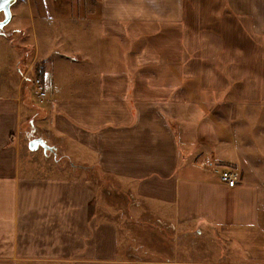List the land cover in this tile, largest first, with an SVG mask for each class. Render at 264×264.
<instances>
[{"label": "crops", "instance_id": "crops-1", "mask_svg": "<svg viewBox=\"0 0 264 264\" xmlns=\"http://www.w3.org/2000/svg\"><path fill=\"white\" fill-rule=\"evenodd\" d=\"M9 12L0 264H171L172 243L139 234L146 219L212 229L230 264H264V0H13ZM35 128L60 154L28 147Z\"/></svg>", "mask_w": 264, "mask_h": 264}, {"label": "rangeland", "instance_id": "rangeland-1", "mask_svg": "<svg viewBox=\"0 0 264 264\" xmlns=\"http://www.w3.org/2000/svg\"><path fill=\"white\" fill-rule=\"evenodd\" d=\"M5 17L6 14L1 10L0 21ZM10 23L11 22L8 21L4 26H0V33H3V28L4 30L8 29ZM0 37H2V35H0ZM18 52L9 45L6 38H0V83H9L11 81V72L9 70L10 61L16 57ZM14 62H16V60ZM12 70L14 69L12 68ZM25 93H27V91ZM244 119V116H242L240 122L243 123ZM39 131L43 132V130L39 128L33 129L32 135L30 136H35V133L37 134ZM257 146V152L260 154L258 157H263L264 154L261 153V145L258 144ZM38 150L41 151V148ZM108 190L112 191V187L110 186ZM125 202V208H127L130 201L127 198ZM112 203L113 205L110 206L122 209L121 201L118 199H114ZM141 224H144V227H141L138 231L141 236L152 240L163 237L166 243L165 245L172 243L173 249L176 250V252L173 254L175 256L170 262L171 264H230V262H228L229 254L223 249V239L212 229L211 231L202 228L197 230L191 225L172 227L171 225L159 223L155 220L153 221V219H146L144 222H141ZM132 244H135V249L141 248L136 242ZM130 246L131 247H128L127 245L126 247L127 255L133 250L131 249L133 245ZM134 253H136L135 250L133 251V254ZM158 256L161 259H165L166 255L164 254V250L158 253ZM141 258L147 257L141 255Z\"/></svg>", "mask_w": 264, "mask_h": 264}, {"label": "built area", "instance_id": "built-area-1", "mask_svg": "<svg viewBox=\"0 0 264 264\" xmlns=\"http://www.w3.org/2000/svg\"><path fill=\"white\" fill-rule=\"evenodd\" d=\"M21 78L24 83L29 81L32 87V91L38 100H42L45 97L46 90L44 84L40 77L31 73L30 64H28L27 67H25V69L22 71ZM33 138L42 140L48 147L51 148L50 151L60 154V150L58 149V141L54 137H52L49 132L39 131V133H35V136H33ZM205 164L208 166L212 165L211 161L209 160H206ZM219 179L227 185L232 186L237 182L238 175L234 170L230 168H221L219 169ZM128 256L132 257L133 259H143L138 254H133V251L129 252Z\"/></svg>", "mask_w": 264, "mask_h": 264}, {"label": "water", "instance_id": "water-1", "mask_svg": "<svg viewBox=\"0 0 264 264\" xmlns=\"http://www.w3.org/2000/svg\"><path fill=\"white\" fill-rule=\"evenodd\" d=\"M12 2L13 0H7V2H5V0H0V10L4 11V13L6 14V17L0 21V26H3L9 19L10 16L9 6ZM39 146H41L44 150L51 149L42 140L38 138H32L28 142V147L30 149H36Z\"/></svg>", "mask_w": 264, "mask_h": 264}, {"label": "snow or ice", "instance_id": "snow-or-ice-1", "mask_svg": "<svg viewBox=\"0 0 264 264\" xmlns=\"http://www.w3.org/2000/svg\"><path fill=\"white\" fill-rule=\"evenodd\" d=\"M5 2H7V0H5Z\"/></svg>", "mask_w": 264, "mask_h": 264}, {"label": "flooded vegetation", "instance_id": "flooded-vegetation-1", "mask_svg": "<svg viewBox=\"0 0 264 264\" xmlns=\"http://www.w3.org/2000/svg\"><path fill=\"white\" fill-rule=\"evenodd\" d=\"M1 11V10H0Z\"/></svg>", "mask_w": 264, "mask_h": 264}]
</instances>
